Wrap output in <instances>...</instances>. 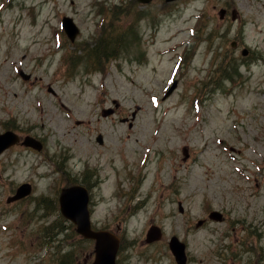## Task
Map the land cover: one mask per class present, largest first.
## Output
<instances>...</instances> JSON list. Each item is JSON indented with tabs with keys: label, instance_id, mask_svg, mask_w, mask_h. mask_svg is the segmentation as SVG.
<instances>
[{
	"label": "rangeland",
	"instance_id": "1",
	"mask_svg": "<svg viewBox=\"0 0 264 264\" xmlns=\"http://www.w3.org/2000/svg\"><path fill=\"white\" fill-rule=\"evenodd\" d=\"M96 1L0 0V131L46 144L0 157V264H64L67 253L92 264L94 241L68 221L56 231L60 190L75 180L90 187L94 227L120 236V264H177L172 236L188 264H264V0H101L102 31ZM65 16L82 31L74 42ZM92 42L107 48L90 70L74 59ZM113 99L115 115H102ZM25 181L33 194L10 202ZM154 225L162 238L147 242Z\"/></svg>",
	"mask_w": 264,
	"mask_h": 264
},
{
	"label": "water",
	"instance_id": "2",
	"mask_svg": "<svg viewBox=\"0 0 264 264\" xmlns=\"http://www.w3.org/2000/svg\"><path fill=\"white\" fill-rule=\"evenodd\" d=\"M143 2H149L150 0H140ZM172 1V0H167ZM227 10L221 9L220 16L225 17ZM235 16V13H234ZM235 46V44H233ZM248 53L247 49H244L243 54ZM176 86V82L172 85L168 91V95L172 89ZM12 134L8 133L0 135V152L7 146L12 144ZM100 140H102L100 138ZM30 190H26V185H23L18 192V197H22ZM89 192L81 186L75 185L62 189L60 195L61 210L65 217L72 219L77 224V231L81 233L85 238L94 239L95 244V260L93 264H117V254L120 248V238L111 231L105 229H93L91 221V211L88 209ZM181 210L183 208L181 207ZM212 219L222 220V214L218 211H214L210 214ZM203 220H200L198 225L203 224ZM162 230L160 227L154 225L150 227L147 233V242L158 241L162 238ZM170 248L175 256L178 264H187L188 256L186 252V243L181 241L177 236H173L170 241Z\"/></svg>",
	"mask_w": 264,
	"mask_h": 264
},
{
	"label": "flooded vegetation",
	"instance_id": "3",
	"mask_svg": "<svg viewBox=\"0 0 264 264\" xmlns=\"http://www.w3.org/2000/svg\"><path fill=\"white\" fill-rule=\"evenodd\" d=\"M125 162H127V160ZM146 166H147L146 165V161L142 162L141 167L137 164V170L139 171L140 169H144ZM125 168H128V172H125L127 174V179H128V177H130L134 172H132V166H128L126 164H123V171H124ZM127 179L124 180L123 183H126L127 182ZM129 186L131 187V184ZM136 188H137V186L134 187V190H130L129 187H128V191L127 192L124 191V197L129 198L127 194H130V193L134 192ZM126 210L127 209H123L122 210V209L119 208L118 209V213H116L113 216L112 221H115L116 223L122 224L123 223V220L125 219V213L124 212ZM106 224L108 225V223H106ZM117 264H120V261L119 260L117 261Z\"/></svg>",
	"mask_w": 264,
	"mask_h": 264
},
{
	"label": "trees",
	"instance_id": "4",
	"mask_svg": "<svg viewBox=\"0 0 264 264\" xmlns=\"http://www.w3.org/2000/svg\"><path fill=\"white\" fill-rule=\"evenodd\" d=\"M63 222H65V218L62 217V220H61V222H60V225L58 224L59 227H57L58 229H60V228L62 227V230L58 232V229L56 228L57 233H61V232L64 231L65 228H67V227H66V222H65L64 224H63ZM62 225H63V226H62ZM54 234H55V233H54ZM52 238H53L54 242H55V241H56V242L59 241V239H58L55 235H52L51 239H52ZM68 255H69V254L67 253L65 259H63V262H66V263H64V264H70V262L67 261V259H68Z\"/></svg>",
	"mask_w": 264,
	"mask_h": 264
}]
</instances>
